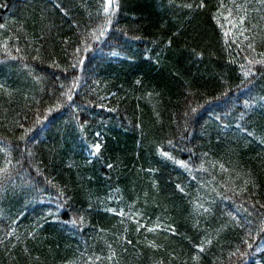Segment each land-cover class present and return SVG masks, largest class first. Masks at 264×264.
Segmentation results:
<instances>
[{
    "label": "trees",
    "instance_id": "16d2710c",
    "mask_svg": "<svg viewBox=\"0 0 264 264\" xmlns=\"http://www.w3.org/2000/svg\"><path fill=\"white\" fill-rule=\"evenodd\" d=\"M104 7L0 0V264H264V3Z\"/></svg>",
    "mask_w": 264,
    "mask_h": 264
},
{
    "label": "snow or ice",
    "instance_id": "6c2138e0",
    "mask_svg": "<svg viewBox=\"0 0 264 264\" xmlns=\"http://www.w3.org/2000/svg\"><path fill=\"white\" fill-rule=\"evenodd\" d=\"M261 2L262 3H264V0H261ZM113 5V0H105V7H104V12L105 13H108L109 12V9H110V7ZM205 5L203 4V2H201V4L199 5V7H204ZM187 7H192L191 5H187ZM230 17H231V13H229V16L228 17H225V19H230ZM245 16H241V17H239V23L242 25L243 23H244V20H245ZM108 23H111V21L109 20L108 21ZM0 27H3L2 25H0ZM93 35H95L94 33H93ZM104 35V31H100L99 32V36H103ZM99 36H97L96 37V39H99ZM249 47H252V45L250 44L249 45ZM77 51H79V49H77ZM256 63H264V61H256ZM245 75H247V73H245ZM68 99L69 100H71L72 99V97H71V95H69L68 96ZM49 111H51V110H49ZM192 111H195V109H193ZM95 148H96V150L97 151H99V149H100V145H96L95 146ZM163 155L164 156H168V153H163ZM180 164H181V166H184V167H186V165L181 161V162H179ZM108 167L109 168H111L112 167V165H108ZM0 171H5L4 169H0ZM177 188L182 192L183 191V189L179 186V185H177ZM199 207H203L202 205H199ZM111 211V210H110ZM203 211L204 212H207V211H209V209H207V208H204L203 209ZM119 215H123V212H120L119 213ZM148 231H154V229H148ZM129 243H131V241H129ZM153 246H155V245H153ZM201 251H203V249L201 248ZM233 255H235L234 253H233Z\"/></svg>",
    "mask_w": 264,
    "mask_h": 264
},
{
    "label": "rangeland",
    "instance_id": "374dc122",
    "mask_svg": "<svg viewBox=\"0 0 264 264\" xmlns=\"http://www.w3.org/2000/svg\"><path fill=\"white\" fill-rule=\"evenodd\" d=\"M261 249H263V250H264V243L261 245Z\"/></svg>",
    "mask_w": 264,
    "mask_h": 264
}]
</instances>
